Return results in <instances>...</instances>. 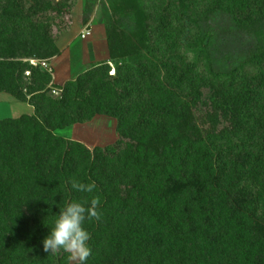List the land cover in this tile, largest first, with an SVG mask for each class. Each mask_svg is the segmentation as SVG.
I'll use <instances>...</instances> for the list:
<instances>
[{
  "label": "trees",
  "instance_id": "trees-1",
  "mask_svg": "<svg viewBox=\"0 0 264 264\" xmlns=\"http://www.w3.org/2000/svg\"><path fill=\"white\" fill-rule=\"evenodd\" d=\"M3 1L2 17L14 28L10 37L8 27L0 31V93L33 114L0 119V264H67L66 253L45 252L42 242L60 208L90 207L97 196L101 218L84 224L87 264H264V69L262 81L208 69L206 52L192 51L190 21L170 0L148 55L104 26L109 60L56 86L28 63L60 54L50 29L28 20L36 7L26 17L19 0ZM202 2L208 13L254 8L248 24L264 20V0ZM201 104L211 109L206 134L193 123ZM95 116L116 120L114 145L90 150L55 134ZM73 178L96 188L76 191Z\"/></svg>",
  "mask_w": 264,
  "mask_h": 264
},
{
  "label": "rangeland",
  "instance_id": "rangeland-1",
  "mask_svg": "<svg viewBox=\"0 0 264 264\" xmlns=\"http://www.w3.org/2000/svg\"><path fill=\"white\" fill-rule=\"evenodd\" d=\"M39 1L40 5H38ZM168 1L170 0H19L26 17L29 16L30 8L36 7L37 14L28 20L41 22L39 28L41 25L48 27L55 45L72 28L80 31L88 23L97 21L119 34L128 48L131 47L134 52L145 56L150 51L148 41L150 32L156 29L160 16L166 14L164 11H166L165 6ZM5 2L0 1V31L8 27L7 35L10 37L14 25L8 24L2 17L1 10ZM45 3L59 7L61 14L54 17L49 9H44ZM174 6L177 17L181 16L182 19L187 18L190 21L187 32L194 42L193 53L206 52L209 56L208 69L222 74L237 70L240 74L246 73L248 79L255 77L260 81L263 80L260 71L264 69V62L256 63L252 58L255 55H262L264 59V20L253 25L248 24L251 19H255L254 15V18L248 19V14L256 13L254 8L235 14L219 10L214 11L215 13H208L205 12L206 7L202 0H175ZM203 13L207 15L205 20L201 17ZM16 25L23 32L26 31V23ZM205 36H208L206 42H204ZM185 52L194 58L190 50L187 49ZM75 63H72L73 70L76 69ZM203 69L201 65L198 68L200 72ZM261 84L264 89V81ZM204 92V100H207L209 92L208 90ZM50 94L56 96L53 93ZM26 104L0 94V119L30 115L31 110L27 109ZM210 111L207 104H201L193 113V123L202 131V134L212 130ZM222 126L223 122L217 123L215 130H220ZM55 134L83 143L90 150L94 147L104 148L114 145L119 139L116 120L106 116H95L91 121L57 130Z\"/></svg>",
  "mask_w": 264,
  "mask_h": 264
},
{
  "label": "clouds",
  "instance_id": "clouds-1",
  "mask_svg": "<svg viewBox=\"0 0 264 264\" xmlns=\"http://www.w3.org/2000/svg\"><path fill=\"white\" fill-rule=\"evenodd\" d=\"M71 187L79 192L92 193L96 188L95 182L81 183L77 179L71 180ZM87 203V202H85ZM85 203L71 202L60 208V214L55 220L51 234L43 240V250L50 254L63 252L67 254L68 264H87L92 256L89 246L91 234L85 229V221L99 220L101 214L97 211L100 199L93 197L91 206Z\"/></svg>",
  "mask_w": 264,
  "mask_h": 264
},
{
  "label": "crops",
  "instance_id": "crops-1",
  "mask_svg": "<svg viewBox=\"0 0 264 264\" xmlns=\"http://www.w3.org/2000/svg\"><path fill=\"white\" fill-rule=\"evenodd\" d=\"M86 30H89V35L82 39L80 33L82 34ZM56 45L60 54L49 61L53 74L52 82L56 86H62L66 81L73 80L89 67L109 60L105 28L97 21L88 23L80 31L72 28L58 40ZM72 63L76 64L75 70L72 68ZM0 94L15 100L8 94ZM26 105L27 109L31 110L30 115H32L33 108L28 104Z\"/></svg>",
  "mask_w": 264,
  "mask_h": 264
},
{
  "label": "built area",
  "instance_id": "built-area-1",
  "mask_svg": "<svg viewBox=\"0 0 264 264\" xmlns=\"http://www.w3.org/2000/svg\"><path fill=\"white\" fill-rule=\"evenodd\" d=\"M88 35H89V30H86V31H84L80 35V37L83 39V38H85ZM28 63L32 67H37V68H39V69H41L43 71H46L49 74H52V69H51V67L49 65V61L48 60H44V59H34L33 58V59H28ZM110 66H112V65H110ZM113 73H114V71H113V68H112V70L109 72V74L111 75ZM28 74H29V72H25V75H28ZM52 93L55 94V95H58L59 94V91L53 90Z\"/></svg>",
  "mask_w": 264,
  "mask_h": 264
}]
</instances>
